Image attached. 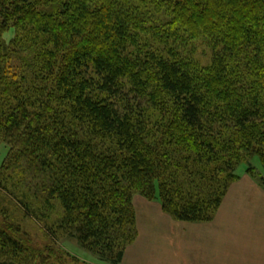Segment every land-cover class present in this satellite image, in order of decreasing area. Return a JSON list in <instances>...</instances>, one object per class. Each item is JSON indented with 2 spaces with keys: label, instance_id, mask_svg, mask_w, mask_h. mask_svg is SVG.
I'll list each match as a JSON object with an SVG mask.
<instances>
[{
  "label": "trees",
  "instance_id": "16d2710c",
  "mask_svg": "<svg viewBox=\"0 0 264 264\" xmlns=\"http://www.w3.org/2000/svg\"><path fill=\"white\" fill-rule=\"evenodd\" d=\"M1 144L0 264L121 263L135 195L212 221L264 166V0H0Z\"/></svg>",
  "mask_w": 264,
  "mask_h": 264
},
{
  "label": "crops",
  "instance_id": "0c3cea01",
  "mask_svg": "<svg viewBox=\"0 0 264 264\" xmlns=\"http://www.w3.org/2000/svg\"><path fill=\"white\" fill-rule=\"evenodd\" d=\"M133 205L138 236L120 264H264V184L246 173L207 223L174 222L139 195Z\"/></svg>",
  "mask_w": 264,
  "mask_h": 264
},
{
  "label": "rangeland",
  "instance_id": "374dc122",
  "mask_svg": "<svg viewBox=\"0 0 264 264\" xmlns=\"http://www.w3.org/2000/svg\"><path fill=\"white\" fill-rule=\"evenodd\" d=\"M13 37H14L13 30L7 32L4 35V38L6 41H9ZM7 153H8V147L5 144H1L0 145V166L3 162V160L5 159ZM248 165L251 166L255 170V175L257 176L256 180L261 182L260 179H262L264 182V166L261 164L259 158L256 156L251 158L247 164L240 165L236 169L235 173L238 176L244 175V173H246V169L248 168ZM169 218H171V217H169ZM173 221L178 222L175 220H173ZM24 228H25V230H27L28 234L30 235V237L34 243H37L39 246H43V245L48 243L47 240L45 239V237H43V234L40 232V230L38 229V227L34 223L27 222L24 224ZM56 245H57L56 249L70 254L71 256H73L75 259L78 260L79 264H110V263L102 261L98 256H96V255L86 251L85 249H83L79 245L77 240L74 238H70L67 236H58L56 239ZM143 254L145 255L146 253H143ZM155 256L161 257V255H158V254H156ZM154 259H152V260H154ZM129 261H128V264H133L131 258Z\"/></svg>",
  "mask_w": 264,
  "mask_h": 264
}]
</instances>
